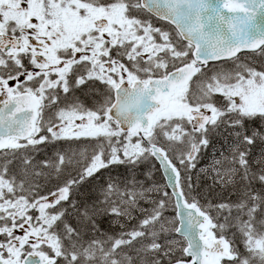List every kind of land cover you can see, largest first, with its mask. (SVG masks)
<instances>
[{"label": "snow or ice", "instance_id": "6c2138e0", "mask_svg": "<svg viewBox=\"0 0 264 264\" xmlns=\"http://www.w3.org/2000/svg\"><path fill=\"white\" fill-rule=\"evenodd\" d=\"M0 264H264V0H0Z\"/></svg>", "mask_w": 264, "mask_h": 264}, {"label": "trees", "instance_id": "16d2710c", "mask_svg": "<svg viewBox=\"0 0 264 264\" xmlns=\"http://www.w3.org/2000/svg\"><path fill=\"white\" fill-rule=\"evenodd\" d=\"M203 163H207V160L202 161V164ZM156 176H157V179L161 181V183H164V180H163V177L161 175V172L156 173Z\"/></svg>", "mask_w": 264, "mask_h": 264}, {"label": "water", "instance_id": "95a60500", "mask_svg": "<svg viewBox=\"0 0 264 264\" xmlns=\"http://www.w3.org/2000/svg\"><path fill=\"white\" fill-rule=\"evenodd\" d=\"M163 172V171H162ZM171 190V189H170Z\"/></svg>", "mask_w": 264, "mask_h": 264}]
</instances>
